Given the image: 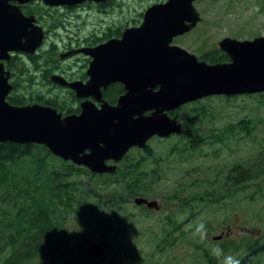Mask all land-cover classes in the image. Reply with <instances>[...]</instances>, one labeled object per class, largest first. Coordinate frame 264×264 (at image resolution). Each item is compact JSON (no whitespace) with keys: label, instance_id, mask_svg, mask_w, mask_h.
<instances>
[{"label":"water","instance_id":"95a60500","mask_svg":"<svg viewBox=\"0 0 264 264\" xmlns=\"http://www.w3.org/2000/svg\"><path fill=\"white\" fill-rule=\"evenodd\" d=\"M29 1L73 7L108 0H0V60H9L10 52L33 55L43 44V28L18 6ZM194 1L154 2L143 11L141 22L126 27L119 37L62 53L61 58L77 53L90 57L85 82L50 76L81 99L78 113L63 115L38 103L10 104L6 99L13 87L10 72L0 62V143L43 145L52 155L91 173L112 174L129 149H146L154 136L181 134L182 123L169 114L180 106L213 95L263 93L264 35L221 38L218 48L229 60L216 63L173 43L201 20ZM113 83H120L124 92L110 104L102 91ZM132 201L157 207L155 200L142 196ZM90 247V257H98L101 245L93 242Z\"/></svg>","mask_w":264,"mask_h":264},{"label":"rangeland","instance_id":"374dc122","mask_svg":"<svg viewBox=\"0 0 264 264\" xmlns=\"http://www.w3.org/2000/svg\"><path fill=\"white\" fill-rule=\"evenodd\" d=\"M147 2L112 0L111 5L105 8L108 13L84 8L80 10L79 17L71 18V30L78 37L88 33L101 35L107 26L122 24L134 17ZM194 6L201 20L190 33L175 38L173 43L195 55L215 48L225 36L251 39L264 35V0H195ZM61 11L64 17L72 14ZM67 34L62 28L52 29L46 41L61 43V39H67ZM195 102L188 107L194 105L206 113L201 117L200 128L197 129L202 135V149L192 151L189 162L170 151L177 136L153 137L148 141L156 158L165 157L157 168L153 167V174H158V178L152 185L154 194L148 200H155L157 207L146 211L135 205L132 199L123 209L110 216L111 224L108 227L96 223L90 225L86 219L69 217L64 234L70 240H75V245L80 243L75 251L77 255L54 260L49 256H39L26 264H207L204 251L216 255L217 263L230 264L243 250L230 248L232 243L241 240L243 246L247 238L263 235L264 181H259V192L253 194L254 198L248 196L255 187L248 186V189L236 192L232 197L226 196L218 203L200 204L198 212L193 215L183 211L182 202L175 197L186 199L196 192L204 194L203 190L209 185L206 180L212 181L216 170L221 169V173H224L233 163L257 165V162H261L264 167V158L260 156L264 151V94L229 98L214 95ZM177 114L175 118L181 123L184 120L195 126L196 121L188 119L185 111ZM241 119L249 121L250 126L254 127L251 134L234 130L232 136L224 133L221 141L211 139L212 135L220 133L225 127L230 128ZM150 168L151 165L146 169L149 173ZM82 180L87 184L84 174ZM195 180L199 185L189 187ZM0 213L11 214L10 205H4ZM175 217L181 220V227L174 232L171 225H174ZM166 228L173 232L167 237L169 241L175 237L173 244L166 245V241L161 240ZM93 242L99 243L102 248L104 246L96 258L90 257L91 252L84 251V247ZM221 245L227 248L222 251ZM7 255L0 253V264L6 262ZM257 258L259 264H264V254L257 255ZM10 262L15 264L14 260Z\"/></svg>","mask_w":264,"mask_h":264},{"label":"trees","instance_id":"16d2710c","mask_svg":"<svg viewBox=\"0 0 264 264\" xmlns=\"http://www.w3.org/2000/svg\"><path fill=\"white\" fill-rule=\"evenodd\" d=\"M161 1L163 0H149L143 5V10L151 3ZM111 3L112 0H108L105 4H94L93 8L101 10L109 7ZM32 10L37 13L38 21L49 31L65 27L61 15L55 9L43 7L38 3ZM143 10L122 24L119 22L117 25L107 27L102 32V37L88 34L83 41H76V44L94 45L113 35L119 36L126 26L139 24ZM43 12L48 16L43 17ZM66 46L70 47L69 43ZM59 47L57 41H52L39 49L36 56L30 57L31 67L22 63V68L13 79L14 88L7 97L9 103L15 105L39 103L54 107L63 115L79 112V99L75 97L73 91L53 83L48 75L58 70L64 73L67 79H75L82 74L81 68L87 59L77 55L76 58H80L81 62L72 70H66L68 66L60 65L62 60L59 58ZM197 55L207 62L213 58L219 61L227 59V55L218 48ZM36 79H39L37 84ZM122 92V85L114 83L103 90L102 95L106 101L114 104ZM194 103L196 102L185 104L170 113L172 117H176L179 111H185L188 119L196 121L193 126L191 122L181 119L183 131L170 148L173 154L188 162L192 159L190 156L192 151L199 152L202 149L200 145L202 135L197 129L200 128L201 117L206 113L204 109H197L194 105L188 107ZM230 128L225 127L222 130L225 132L221 131L222 133L218 135L227 132L232 136L233 131L237 129L249 135L251 128L254 127L250 126L249 121L241 119ZM260 156L264 158V151ZM162 160H165V157L156 158L150 147L144 150L133 148L124 155L112 174H93L85 167L76 166L70 161L52 155L43 145L1 142L0 210L6 204H9L12 210L11 214L0 213V253L8 254L4 264H9L12 260L15 264H26L39 256H49L52 260L62 256H76L75 251L80 243L75 245V240H70L64 234L69 217L86 219L90 225L96 223L99 226H110V216L123 209L132 198L135 196L151 198L154 194L152 185L158 178V174H153V167L157 168ZM244 163H233L224 173H221V169L216 170L213 173L214 179L206 180L209 185L203 190L204 194L196 192L186 199L175 197L182 202V210L193 215L198 212L200 204L218 203L226 196L232 197L236 192L248 189V186L255 187L248 196L254 198L253 194L259 192V181H264V167L261 162H257V165ZM149 165L152 166L150 168L152 173L146 171ZM82 173L86 176L87 184L83 183ZM197 185L199 182L195 180L189 187ZM138 207L148 211L144 206ZM171 226L174 228L173 223ZM170 233L173 232L164 229L161 240L166 241V245L174 242L175 237H172L171 241L167 239ZM241 246V240L230 245V248L235 250L243 249L230 264H259L257 255L264 254V234L256 238H247ZM226 248L222 245L220 247L222 251ZM84 251L91 252L89 244L84 247ZM204 259L207 264H222L217 263L216 255L208 251H204Z\"/></svg>","mask_w":264,"mask_h":264},{"label":"flooded vegetation","instance_id":"af4514ba","mask_svg":"<svg viewBox=\"0 0 264 264\" xmlns=\"http://www.w3.org/2000/svg\"><path fill=\"white\" fill-rule=\"evenodd\" d=\"M12 5H14V4H17V2H10ZM38 3H40V5H42L43 7H46V8H51V9H55L57 12H58V14H60L61 15V17H62V24L65 26V27H62V29H64V30H66L67 32H68V34L66 35V40L65 39H61L60 40V42L61 43H58L59 45H60V47H59V58H61V54L62 53H64V52H67V51H69V50H71V49H75V48H79V47H82V46H94V45H96V44H99V43H101V42H104V41H106V40H108V39H110V38H114V37H119V36H116V35H113V36H111V37H109L108 39H105V40H103V41H99V42H97L96 44H94V45H86V44H81V45H77L76 44V41H83L84 40V38H86V36L87 35H85V36H80V37H78V35L76 34V32H73L72 30H71V24H72V21L73 20H71V18L72 17H79V12H80V10H82V9H90V8H93V5L94 4H100V3H94V2H84V3H82V4H80V5H77V6H73V7H67V6H58V7H51V6H47V5H44L43 3H41V2H39V1H29V2H25V3H21V4H18V6H19V8H20V10H21V12L23 13V15H25V16H30V15H33L34 17H35V19L37 20V23L43 28V30H44V32H45V39H44V41H43V44L41 45V47H39L38 49H37V51H36V53L35 54H33V55H30V54H24V53H15V52H10V55H11V57H10V59L9 60H5V59H1L0 60V62H2L3 63V65H4V69L5 70H7V71H9L10 72V77H9V82L12 84V89L14 88V84H13V79H14V77H15V75H16V73L22 68V63L24 62V63H26V64H28L30 67L32 66V59L30 58V57H34V56H36L39 52V49H42V47L44 48L45 46H46V44L48 45V43H50V42H52V41H50V42H47L46 41V38H47V34L49 33V30L47 29V27H45V25H43L42 23H40V21H38V19H37V13L35 14L33 11L34 10H32V8H34L35 7V5L36 4H38ZM61 10H65L64 12H66V11H68L69 13H72L70 16L69 15H66L65 17H64V15L65 14H63V13H60V12H63V11H61ZM97 11H99V12H107L108 13V10L107 9H105V7H104V9H101V10H97ZM43 17H45V16H48L46 13H44L43 12V15H42ZM83 23H84V21H83ZM107 27H109V26H107ZM195 28V27H194ZM193 28V29H194ZM192 31V30H191ZM190 31V32H191ZM122 32V31H121ZM190 32H187V33H184V34H182V35H186V34H188V33H190ZM88 34H94V33H88ZM121 34V33H120ZM94 35H96V34H94ZM182 35H180V36H182ZM96 36H99V37H102L103 35H102V33H101V35H96ZM177 37H179V36H177ZM176 37V38H177ZM175 39V38H174ZM67 43H69V45H70V47H68V46H66L67 45ZM65 45V46H64ZM215 48H218V43H217V45H216V47ZM219 49V48H218ZM45 50V49H44ZM220 50V49H219ZM221 51V50H220ZM223 52V51H222ZM224 53V52H223ZM77 55H81L82 57L81 58H83V59H87V61H86V63H84L83 62V65H84V67H82L81 68V71H83L82 72V74L79 76V77H77V78H75V79H72V80H81V81H83V82H85L87 79H88V76H87V74H86V70H87V67H88V64H89V61H90V57H88V56H86V55H84V54H82V53H77V54H72V55H70V56H68V57H66V58H61V64L60 65H66V66H68V67H66V70H68V69H71L72 70V68L73 67H76L77 66V64L79 63V62H81V60H80V58H76L77 57ZM72 58H76V59H74V60H71ZM229 59H228V57H227V59L226 60H223V61H219V59H217V58H213L210 62H208V63H216V62H226V61H228ZM69 64H71V66L69 65ZM82 65V64H81ZM78 69H79V67H78ZM37 73V72H36ZM54 73H56V74H60V75H62L63 77H65L66 79L68 78L64 73H60L58 70H56L55 72H53V73H50L49 75H48V78H49V80H50V76L52 75V74H54ZM67 80H69V79H67ZM72 80H69V81H72ZM38 81H39V79H36V82H35V84H37L38 83ZM51 81V80H50ZM114 84V83H113ZM120 84V83H119ZM111 85V84H110ZM108 87V86H107ZM12 89L10 90V92H9V94H8V96L10 95V93L12 92ZM123 92H124V89H123ZM122 92V93H123ZM121 93V94H122ZM7 96V97H8ZM103 96V95H102ZM7 97H6V99H7ZM91 99V98H90ZM104 99V98H103ZM7 101H8V99H7ZM80 101H81V99H79V101H78V106H79V103H80ZM9 102V101H8ZM108 102V101H107ZM96 103V102H95ZM11 104V103H10ZM39 104V103H38ZM110 104H113V103H110ZM115 104V103H114ZM13 105H15V104H13ZM43 105V104H42ZM96 105H99L98 103H96ZM79 110H80V107H79ZM237 130H239V129H237ZM222 132H225V131H222ZM241 134V133H240ZM245 135V134H244ZM213 137H211V139H213V140H215V141H221V138H223V135H218V134H214V135H212ZM155 137V136H154ZM241 137V136H240ZM240 137L238 138V140L240 139ZM234 140V139H233ZM110 163V162H109ZM181 227V220L180 221H178L177 220V218L175 217V219H174V232L177 230V229H179Z\"/></svg>","mask_w":264,"mask_h":264}]
</instances>
